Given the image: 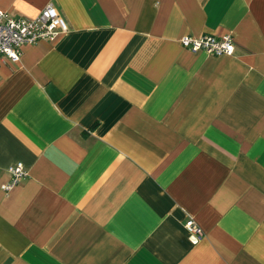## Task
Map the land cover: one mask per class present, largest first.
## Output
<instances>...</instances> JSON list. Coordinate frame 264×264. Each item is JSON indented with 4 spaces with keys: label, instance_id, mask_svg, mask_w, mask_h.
Wrapping results in <instances>:
<instances>
[{
    "label": "crops",
    "instance_id": "1",
    "mask_svg": "<svg viewBox=\"0 0 264 264\" xmlns=\"http://www.w3.org/2000/svg\"><path fill=\"white\" fill-rule=\"evenodd\" d=\"M48 2L68 30L0 60V264H264V0L0 9Z\"/></svg>",
    "mask_w": 264,
    "mask_h": 264
},
{
    "label": "built area",
    "instance_id": "2",
    "mask_svg": "<svg viewBox=\"0 0 264 264\" xmlns=\"http://www.w3.org/2000/svg\"><path fill=\"white\" fill-rule=\"evenodd\" d=\"M67 30V22L51 2L46 3L32 18L14 17L0 9V60L7 58L14 62L18 61L21 47L24 44L34 43L40 39L53 40ZM179 41L182 46L191 51L202 50L212 55L232 54L234 51V40L229 33L222 36L182 35ZM7 171L10 174V179L1 184V188L5 192L28 175L26 167L20 161L10 164ZM184 227L191 243H197L203 238V229L192 217H188L184 221Z\"/></svg>",
    "mask_w": 264,
    "mask_h": 264
}]
</instances>
